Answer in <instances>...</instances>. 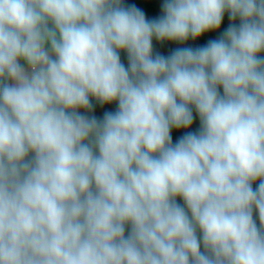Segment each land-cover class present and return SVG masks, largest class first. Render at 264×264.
<instances>
[{"label": "clouds", "instance_id": "1", "mask_svg": "<svg viewBox=\"0 0 264 264\" xmlns=\"http://www.w3.org/2000/svg\"><path fill=\"white\" fill-rule=\"evenodd\" d=\"M0 264H264V0H0Z\"/></svg>", "mask_w": 264, "mask_h": 264}, {"label": "trees", "instance_id": "2", "mask_svg": "<svg viewBox=\"0 0 264 264\" xmlns=\"http://www.w3.org/2000/svg\"><path fill=\"white\" fill-rule=\"evenodd\" d=\"M162 0H125V4H134L138 8L142 9L145 13L146 19H154L160 15V4ZM229 24V20L227 15L224 16L220 29L216 32H209L204 35H202L199 39L196 41L189 40L186 42V46H199L203 45L207 42L209 39H214L219 35V32H222ZM178 45L172 42H164V43H157L155 40H153V51L159 52L161 55H168L175 47ZM121 61L123 63H127L124 53H121ZM115 105H98L96 104L92 114L96 116L97 118H101L104 111H112L114 110ZM197 122L194 119V123L192 125V130H194L197 127ZM183 133V130H173L172 132V138L173 141ZM255 187V185H253ZM179 202V201H178ZM254 219L256 218L255 212L253 213ZM258 223V220H257Z\"/></svg>", "mask_w": 264, "mask_h": 264}]
</instances>
